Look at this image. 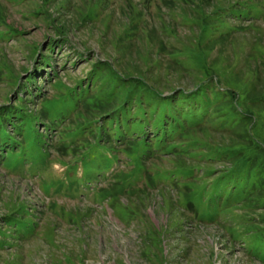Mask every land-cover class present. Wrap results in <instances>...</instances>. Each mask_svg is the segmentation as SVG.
<instances>
[{
	"label": "rangeland",
	"instance_id": "obj_1",
	"mask_svg": "<svg viewBox=\"0 0 264 264\" xmlns=\"http://www.w3.org/2000/svg\"><path fill=\"white\" fill-rule=\"evenodd\" d=\"M108 70L118 79L100 76ZM129 77L168 99L207 85L227 102L219 89H233L238 111L264 112V98L245 96L264 90V0H0V107L23 103L44 122L17 127L23 113L13 110L0 126L8 133L0 134V264H156L165 242L152 232L169 246L167 264H264V192L243 206L229 197L248 186L238 184L218 195L221 217L196 218L200 187L213 193L228 160L213 162L210 174L200 156L189 172L173 156L145 158L140 171L135 154L126 155L124 146L138 142L118 134L133 125L139 131L130 135L142 139L147 116L154 128L169 102L156 97L146 110L145 87ZM229 121H216L234 132L229 138L227 130L204 136L237 145L242 127L237 116ZM132 167L120 192V172Z\"/></svg>",
	"mask_w": 264,
	"mask_h": 264
},
{
	"label": "trees",
	"instance_id": "obj_2",
	"mask_svg": "<svg viewBox=\"0 0 264 264\" xmlns=\"http://www.w3.org/2000/svg\"><path fill=\"white\" fill-rule=\"evenodd\" d=\"M108 71L109 74L106 72H100L99 74H101L100 76H111V79H118L113 71ZM212 78L216 79L215 86L219 87L218 77H211L210 75V79ZM127 80H133L136 86L138 87H145L144 99L146 101V110L152 106V102L153 100H155L156 97L160 100H169L168 104H163L159 106L157 118L154 122V128L151 126L150 117L147 116L150 125H148V127L146 128L147 133L144 137H142V139H140L141 136L136 135L139 131L138 127L133 125H130L126 130H123L117 136L118 140L126 141H128L127 139L130 137L136 138L138 144L136 142H129L127 146H124L125 149L123 150L126 155L135 154L136 157L133 163L138 164L140 171L145 170V158L148 161L154 160L155 162L158 161L160 163L163 157L165 158L166 156H173L174 159H176L178 162L177 167H182L183 171L188 170L187 172H189L194 168H199L197 167L199 165H193V167H190L192 166V163L190 164V162L196 160V158L200 156L204 159L202 167L206 170V172L210 174L212 172H215V170L212 168L213 162H221L222 158L228 160L227 163L229 164V170L220 173L218 175V179L209 184L212 187L213 193L209 194L206 189L207 186L205 185H202L200 187V190H202L204 194V203L202 205V209L204 210V212H202V214L199 213V208H197L196 212H198V214H201H194L197 215V219L203 220L204 218L221 217V213L223 211H220L221 209L219 207H216L215 205L217 203L222 204L223 200L225 199L221 200L220 202L219 198L223 197H219L218 195H220V193L222 192H225V190L227 189L233 190V192H235L234 188L238 184H248V186L246 187V189H243L244 191H237L236 193L238 194H230L229 197H231L233 200H238L239 202H242L241 205L243 206L248 205V202H250L254 196L258 195V193L264 192V148H261L259 145H257V136L259 133L256 132V127H263L262 124H264V112H259L260 114L258 112L253 113V111L248 108V105H246L247 109L243 110L242 112L240 110L238 111L236 109L234 101L235 99H238L239 94L233 89H219V91H223L227 96V102H222V100H220V96L216 97V95L213 94L212 87L214 86L207 85L202 86L199 90L190 95L184 93L183 90L178 91L176 95L168 99L159 96V92H157L156 89H154L150 85H145L141 83L139 79L129 77ZM200 82L202 83V81ZM207 89L208 93L206 92ZM123 90L124 89H122L121 91ZM138 92L139 91L137 90L132 91L128 96H134ZM219 93L220 95L222 94L221 92ZM245 96L247 98H251V100H253L254 102L262 101L264 98V90L256 97H252L250 96V94H246ZM131 100L132 98L128 97L124 105H128V103H131ZM174 101L175 103L184 102V104H186V109H178L175 106ZM211 102H213L212 105ZM12 104L13 105L11 106L0 107V126H2L1 128H4L5 126V122L3 120L7 117H10L13 110L23 113L18 115L16 118L14 117V120H18L16 121L18 123H16L15 126L22 127L23 125H25L28 128L29 126L33 128L34 124L38 123V121L40 122L39 124L43 126L44 122L42 121V119L35 121V117L33 116V114L28 113V111H26V108L23 106V103L19 106H16L14 103ZM115 112L116 110L110 112L108 117H111V115L115 114ZM233 115L239 118L238 126L242 127V129H240L239 132L236 133V135L240 139V142L237 143V145L219 144L220 142H218V140L216 139L214 140L213 137L206 138L204 136V132H212V134L218 133L219 136V132L223 133V131L227 130L228 132L223 133L221 135L226 136L223 137L224 139L229 138V135L233 134L234 132H232V130H228L227 128L223 129L221 127L216 126V121H219L220 126L222 123H225L226 120L229 121V119H231ZM141 116L144 115H136L133 120H137ZM124 118L126 121H129L128 117ZM258 118L260 120H258ZM191 119H195V121H190ZM141 122L137 123L140 124ZM3 132L5 136H8L7 129L0 130L1 136L3 135ZM131 132L136 133L134 137L130 135ZM151 144H155L157 149H152L153 147L151 146ZM178 144H180L181 146H179ZM134 145H140L142 149ZM178 152L179 155L176 154ZM186 155L188 159L185 158ZM154 165L156 169L158 167L163 166L162 164L160 166V164L157 163ZM132 169L133 167L130 168L128 172H120V178H122V185L120 186V190L118 189L120 192L124 188L123 179L127 181L128 178L136 172V170L133 171ZM130 170H132V172ZM145 177H147V179L151 181L150 173H146ZM187 180H189L188 183H199V180L196 178H190ZM149 181H145L147 185L146 187L150 185L148 183ZM111 191L112 190L109 191V196L111 194L117 195V191L115 192V194ZM239 193L242 194L239 195ZM112 195L111 197H113ZM192 196L194 197L195 195L193 194ZM229 197L226 199H229ZM192 204L193 206H195V202L193 200ZM152 233L148 234L152 241L156 242L158 245H161L165 242L162 245V250H160V255H153V258L155 260L154 262L156 264H167L166 256L163 252L165 247L169 248V246L168 244H166L164 237H159V239L153 238ZM155 233L161 235V233L158 231L154 232V234ZM262 233L263 234H261V238L259 239L257 244V249L259 250L258 252L263 255L264 232L262 231ZM253 256L258 257L259 255L255 253L253 254Z\"/></svg>",
	"mask_w": 264,
	"mask_h": 264
}]
</instances>
